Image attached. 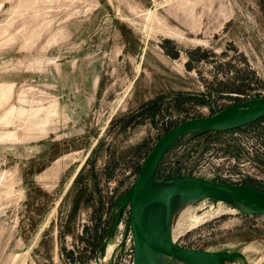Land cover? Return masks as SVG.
Returning <instances> with one entry per match:
<instances>
[{"label": "rangeland", "instance_id": "rangeland-1", "mask_svg": "<svg viewBox=\"0 0 264 264\" xmlns=\"http://www.w3.org/2000/svg\"><path fill=\"white\" fill-rule=\"evenodd\" d=\"M250 99L264 0H0V264H129L124 195L154 144ZM160 169L264 192V119L185 136ZM174 217L182 248L264 264V216L200 199Z\"/></svg>", "mask_w": 264, "mask_h": 264}, {"label": "water", "instance_id": "water-1", "mask_svg": "<svg viewBox=\"0 0 264 264\" xmlns=\"http://www.w3.org/2000/svg\"><path fill=\"white\" fill-rule=\"evenodd\" d=\"M264 118V100L227 107L211 116L182 122L154 144L142 162L139 173L124 195L129 232L133 242L132 264H160L167 256L175 264H228L236 253L185 249L172 240L171 222L178 202L208 199L244 205L245 216H264V192L238 184H225L189 176L158 177L156 172L168 151L183 137L192 134L230 131L249 126ZM147 194H153L146 200ZM192 201V202H193Z\"/></svg>", "mask_w": 264, "mask_h": 264}, {"label": "bare ground", "instance_id": "bare-ground-1", "mask_svg": "<svg viewBox=\"0 0 264 264\" xmlns=\"http://www.w3.org/2000/svg\"><path fill=\"white\" fill-rule=\"evenodd\" d=\"M153 197V194H147V196H146V200L148 201V200H150L151 198ZM192 201H193V199H192V196H189V197H187L186 198V200L185 201H181L180 203L178 202V204H177V208H182V206L183 205H189L190 203H192ZM185 207V206H184ZM237 207L240 209V210H244L245 209V207H244V205H242V204H237ZM178 211V210H177ZM176 215V214H175ZM178 216V215H177ZM176 216V217H177ZM176 217H174L173 218V222H171V227H170V234H171V238H172V240L174 241V239L178 236V235H180V234H177V236H175V229L173 228L174 227V223H175V219H176ZM175 230V231H174ZM158 260H159V262H160V264H175L171 259H169L167 256H158Z\"/></svg>", "mask_w": 264, "mask_h": 264}, {"label": "trees", "instance_id": "trees-1", "mask_svg": "<svg viewBox=\"0 0 264 264\" xmlns=\"http://www.w3.org/2000/svg\"><path fill=\"white\" fill-rule=\"evenodd\" d=\"M262 119H264V118H262ZM261 119V120H262ZM261 120H259V121H261ZM259 121H257V122H259ZM256 122V123H257ZM256 123H254V124H256ZM252 125V124H251ZM240 129V128H239ZM235 130H238V129H235ZM235 130H230V131H235ZM213 133H218V132H213ZM207 134H209V133H202V134H192V135H207ZM163 160V159H162ZM162 162V161H161ZM161 165V164H160ZM160 172H161V169H160V166H159V168H158V170H157V172H156V175L159 177L160 176ZM80 195H81V193H80ZM80 195H79V197H77L78 199L80 198ZM82 198V197H81ZM78 202V201H77ZM75 204V203H74ZM75 207H77V205H75ZM96 230H98V227H96ZM96 230L94 231L95 233H96ZM100 239V237H98L97 238V240L96 241H94V244L93 245H95L96 244V242H98V240ZM92 245V246H93ZM93 247H95V246H93ZM93 250H94V248H93ZM67 260L69 261V262H72V263H74L75 261H77L76 260V257H74V255H73V253L70 251V252H68L67 253Z\"/></svg>", "mask_w": 264, "mask_h": 264}, {"label": "built area", "instance_id": "built-area-1", "mask_svg": "<svg viewBox=\"0 0 264 264\" xmlns=\"http://www.w3.org/2000/svg\"><path fill=\"white\" fill-rule=\"evenodd\" d=\"M132 259H133V251L131 252V255L129 256V264H132Z\"/></svg>", "mask_w": 264, "mask_h": 264}]
</instances>
